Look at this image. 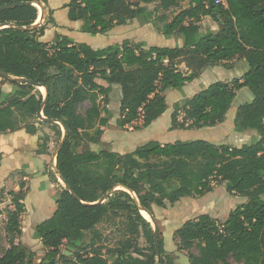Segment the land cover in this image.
Segmentation results:
<instances>
[{
	"label": "trees",
	"instance_id": "1",
	"mask_svg": "<svg viewBox=\"0 0 264 264\" xmlns=\"http://www.w3.org/2000/svg\"><path fill=\"white\" fill-rule=\"evenodd\" d=\"M22 1L31 3L3 7ZM36 1L44 4L48 15L33 27L39 13ZM150 1L71 0L64 8L69 20L83 21L81 31L94 35L136 17L151 23L155 14L161 32L180 37L182 45L148 46L124 39L96 49L60 34L45 42L40 38L49 24H55L48 0H0V25L12 24L0 29V70L43 83L47 89L45 102L44 93L31 84L11 81L10 92L0 90V132L25 129L35 134L37 123H47L55 138H39L37 153L44 154L52 142L58 147L64 136L62 125L49 119L62 122L66 135L56 168L77 195L64 186L57 188L54 212L34 227L46 249L35 262V252L15 242L24 233L28 190L22 180L19 191H10V247L0 264H176L160 230L157 247L154 227L141 207L154 215L153 206L166 208L183 197L205 195L217 183H225L228 192L247 201L224 219L204 213L187 220L175 231L179 248L187 251L191 264H264V0H156L153 11L143 5ZM205 17L214 20L218 30H203L200 22ZM235 58H245L249 70L231 82L211 83L182 104L176 102L171 129L224 122L237 91L248 87L253 99L237 108L234 129L257 131L255 141L232 147L205 139L152 140L126 153L90 148L103 143L116 86L122 93L117 125L139 123L135 128L142 129L168 109V90L182 89L207 67L230 68ZM41 108L48 120L38 118ZM1 159L0 152V165ZM105 221L120 226L122 236L113 245L103 243L98 225Z\"/></svg>",
	"mask_w": 264,
	"mask_h": 264
},
{
	"label": "rangeland",
	"instance_id": "2",
	"mask_svg": "<svg viewBox=\"0 0 264 264\" xmlns=\"http://www.w3.org/2000/svg\"><path fill=\"white\" fill-rule=\"evenodd\" d=\"M59 2H69L71 0H58ZM144 6L148 7L149 10L153 11L157 5L156 0H151L148 3H144ZM39 7V6H38ZM48 13L46 11L45 16L42 19V10L39 8L38 13V19L36 23H41L44 18L46 19ZM66 20L68 21L67 13H66ZM42 19V21H41ZM133 20V19H132ZM131 20V21H132ZM70 21V20H69ZM137 21L139 23L145 24V21L142 17H138ZM133 22H136V19L133 20ZM202 29H212V30H218L219 26L218 24L212 20L210 17H205L200 22ZM149 29L152 31L157 30L161 32L159 29L162 24L156 20V15L152 17V22L148 25ZM147 27H143L145 29ZM146 33L147 30H145ZM71 33L76 34L77 31H71ZM80 32H78L73 38L78 39ZM137 32L133 29H127L126 27H120L109 34H92L90 33L87 38L81 39V42H85L93 46L94 48H103L111 44L120 43L123 39L133 37ZM176 36V35H174ZM136 37L137 34H136ZM143 37H146L145 35ZM154 38V37H153ZM178 39V37L176 36ZM148 39V38H146ZM156 42V44L160 43H167L164 39L162 40H152ZM236 64H242L240 61L243 58H235ZM232 64V63H231ZM241 67V66H240ZM181 68V67H180ZM248 65V69H249ZM183 69V68H181ZM225 72H223L224 76H221V80H224L229 75V68L225 67L223 69ZM234 77H238L235 76ZM195 82L190 83L186 88L182 89H170L166 92L167 96V102L168 105L171 108H173L174 104L177 102V100H180V104H182L187 98L192 97V92L195 90L193 89L195 87ZM0 90H3L4 92H10L12 90V83L8 78H4L3 76H0ZM42 90L41 92L44 93L45 91L41 88H36L35 91ZM45 94V93H44ZM119 93L112 92L111 94V102H110V110L112 111V118L109 122V125L106 127L108 130H115L112 131L113 134L116 136L117 139L113 141V144L118 146V148H123L122 152L126 151H133L138 146L143 145L149 141L152 140H158L160 142L165 141V143L174 142L177 140H195V139H205L209 140L216 144H229L230 146H240L243 144L244 141L250 140L255 141L257 139L256 134L257 131L250 132V136L245 137H238L235 136L232 133V130H228L233 127L234 125V117L232 118V114H236L237 108L248 101H252L253 94L249 90L248 87H244L241 90L237 91V96L235 97L230 113L227 115L228 119L226 123L223 124V127L225 129H221V131L216 130H168L166 128H161L167 122L168 124V118L167 116L164 117L162 120V124L155 128V125L152 127H149L145 129L144 131H135L137 128V124L129 125L128 128L125 129L121 128L117 125V119L120 116V99L118 98ZM88 106L87 103L83 104L80 108V111L83 112L86 107ZM182 114V113H181ZM166 118V119H165ZM166 120V121H165ZM38 127L40 129L47 128L48 132L52 134L51 136L55 138V133L51 126L47 123H37ZM231 125V126H230ZM211 128V127H209ZM221 128V127H220ZM128 136L131 138L129 141ZM252 137H254L253 140ZM8 140L9 136L3 132L0 133V148H5L8 146ZM107 140V137L104 141ZM103 141L102 144H93L90 147L93 150L100 151L104 147H108L109 145ZM111 142V141H109ZM231 142V143H227ZM56 148L55 143L53 142V149ZM117 148V147H116ZM111 149V148H109ZM10 155H8L4 161L3 167L0 169L1 174L6 175V173L11 170L13 167L17 168L19 166H13V165H19L18 161L20 162L19 158L15 157L16 152L15 150H12L11 147ZM19 153V152H18ZM20 154V153H19ZM52 172V170H51ZM19 176L16 178V174H11L12 176L9 178V184L0 187V256L4 253L5 249L10 247L9 237L6 233V225L9 218V212L13 209L12 204V196L10 195V191L15 190L14 188L17 187L15 191L20 190L19 184L22 182V176L20 173H17ZM53 185H51L52 188H60L57 186V184H60L61 186H64V183H62V180L59 179V181L54 178L53 175ZM51 177V178H52ZM56 180V181H55ZM27 185V184H26ZM65 187V186H64ZM216 188V189H215ZM215 188L212 192L206 193L202 196H193V197H183L179 202H177L174 205H168L166 208L153 206V211L155 215V220L152 221L149 216V221H151L153 227H158V229L162 232L165 248L168 252L171 253L173 256L176 264H191L190 260L187 256V251L181 250L177 243V237L175 236V231L181 227L187 220L193 219L196 216H198V213L209 211L211 212V215L217 216L219 219L224 218V214L230 209H235L238 205H240L244 201V197L240 196H234L236 194L230 193L227 190L225 183H217L215 185ZM48 188H44V184L42 187V184H32L31 188V195L28 197V199L25 201L27 206L29 207L28 212L26 211L22 215V228H23V234L19 236L15 242H22L25 245H27L29 248L32 249V251L35 252V258L34 261L38 262L40 261L44 256L46 249L42 243V241L38 238H36V234L34 231V225L35 223L41 222V219L45 217V215H37V207L36 204L40 203L42 194H45L47 192ZM54 193V191H53ZM47 195V193H46ZM52 200L54 204V207L56 208V199L52 196L48 198V195L45 196V200ZM44 200V199H43ZM149 215V214H148ZM119 220V219H118ZM98 228L103 232V243H107L108 245H113L116 243L117 240L120 239L122 236L120 226L114 222H102L98 225ZM143 240V239H142ZM63 250L68 251L66 246H63ZM192 251L194 253L198 252L197 247L192 248ZM70 252V251H69ZM72 256V252L68 254Z\"/></svg>",
	"mask_w": 264,
	"mask_h": 264
},
{
	"label": "crops",
	"instance_id": "3",
	"mask_svg": "<svg viewBox=\"0 0 264 264\" xmlns=\"http://www.w3.org/2000/svg\"><path fill=\"white\" fill-rule=\"evenodd\" d=\"M66 3H68V2H66ZM66 3L65 2H59L58 0H48L49 7L53 11V17L55 19V24H49L48 25L47 29L45 30V34L40 38L42 41L52 42L55 39L56 35H59V34L60 35H66L69 38L74 39L73 36H75L78 32H80L79 33L80 36L77 37L78 39H76V38L74 39L75 42H81V39L87 38V36H89L90 33L81 31L83 21H81V20H78V21H71V20L69 21L68 20L67 21L66 20L65 17H66L67 9L64 8V5ZM137 18L138 17L134 18V19H136V22H133V20H134L133 19L132 21H129L125 25H120V26L114 27L111 31H109L106 34L112 33L113 31H115L116 29H118L120 27H126L127 29L135 30L137 32L136 34L138 37H136V34H135L133 37H129V38H125V39H130V40L135 41V42L144 41L147 43L148 46L158 45V46H164V47L165 46L175 47V46L183 44V40L180 37H178V39L174 35L167 37L162 32H159L157 30L152 31L151 29L148 28V26H146L149 23H145V24L142 23L141 24L137 21ZM44 21H45V18L42 21V23H44ZM143 27H147V28L143 29ZM145 30H147L148 33H146ZM71 31H77V33L76 34L71 33ZM144 35L146 37H143ZM146 38H148V39H146ZM162 39H164L165 42H167V43H160V45H159V44H156V42L152 41V40H158L159 41ZM235 61H236V59H233L232 61H230V63H232V66L229 68V70H230L229 75L224 80H221L220 78H221V76H224L223 72H225V71L223 69L225 68V66H222V65L210 66V67H207L206 69H204L199 77L195 78L191 82H187L183 86V89L186 88L190 83L195 82V84H194L195 87L193 88L195 90L192 92V96H193L195 93L199 92L202 89L207 88L211 83H213L215 81L231 82L234 78H237V77H234V75L241 77L246 71L249 70L248 69L249 64L245 58H243L240 61V63H242V64H236ZM180 67L183 68L184 70L186 69L185 64H181ZM113 92L119 93L120 97H118V98L121 101L122 93H121L120 86H116ZM178 101H180V100H177V102ZM109 105H108V107H110ZM119 107H120V103H119ZM173 110L174 109H172V108L170 110V106H169L168 109L159 118H157L155 121H153L151 125H149L146 128L136 129L132 133H134L136 131H144L145 129L152 127L153 125H155V128H157L158 126H160L162 124V120L164 119L165 116H167V118H168V124H167V122H165V124L163 126H161V128H166L168 130H179V129H171ZM229 113L230 112H228L227 115ZM231 117L235 118L234 114H232ZM227 119H228V116H226V119L224 122L219 123L215 126H206V127H202V128H191V129H182V130H193V129L205 130L206 129V130L221 131V129H225L223 127V124L226 123ZM135 124L138 125L139 123H135ZM128 127H129V125L126 126L125 129ZM209 127H211V128H209ZM228 130H232V133L238 137H242V136H245V137L248 136L249 137L250 132L255 131V130H247L244 132H237L234 129V125L232 128H230ZM112 131H115V130H108L105 128V132L102 136V141H104L107 137V140L104 142L109 145V148H111V150L118 151L121 153L128 152L126 150H125V152L124 151L122 152L123 148H118V146L113 144V141L117 138L113 134ZM3 133H5L9 136V140H8V144H7L8 146H6L5 148H0V152L2 153L0 169L3 167L6 157L8 155H10L11 147H12V150H15V152H16L15 157L16 158L18 157L20 162L18 161L19 165H13V166H19V167H17V168L13 167L11 170H9L6 173V175L1 174V171H0V187H3L5 185L9 184V178L12 176L11 174H16L15 177L17 178L19 176L17 173L19 172L20 175L22 176V179L25 180L26 184H27V190L28 191H27L25 201L31 195L32 184H39V183L42 184V187L44 184V188H48L47 192H46L48 195V198L50 196L55 198L56 189L51 187V185H53V177L52 176L54 175L55 176L54 178H56L57 181H59V179L61 180L59 174L55 171L56 151H57L58 147L53 149V142H52L49 146L48 153H44V154H38L37 153L39 138L41 136H44L45 134H48L50 136L52 134H50V132H48L47 128H44L42 130L39 127H38V130L35 134L28 133L25 131V129H19L16 131H7V132H3ZM256 137H258V134H256ZM130 139L131 138L128 136L127 140L129 141ZM252 139H254V137H252ZM109 141H111V142H109ZM249 141L250 140H246L243 142V144H245ZM162 143H165V141H162ZM227 143H231V142H227ZM242 145H240V146H242ZM90 147H92V146L90 145ZM51 170H52V172H51ZM62 183H63V181H62ZM57 186L60 188L62 187L60 184H57ZM14 189L16 190L17 187H15ZM53 191H54V193H53ZM46 193L42 194L40 203L36 204L37 215H43V214L45 215V217L43 219H41V221L49 218L55 210L54 205H52V204H54L53 201L50 199L47 201L45 200V196H47ZM234 196L235 197L236 196L244 197V201L241 204H243L247 201V197H245V196H241V195H234ZM28 209H29V207L26 204V211L27 212H28ZM230 211L231 210L229 209L224 214V218L230 213ZM204 213H208L211 215V212H209L207 210V211L198 213V216L201 214H204ZM198 216H196V217H198ZM212 216H214V215H212ZM215 217H217V216H215ZM35 224H37V223H35Z\"/></svg>",
	"mask_w": 264,
	"mask_h": 264
},
{
	"label": "water",
	"instance_id": "4",
	"mask_svg": "<svg viewBox=\"0 0 264 264\" xmlns=\"http://www.w3.org/2000/svg\"><path fill=\"white\" fill-rule=\"evenodd\" d=\"M31 2H29V1H22V2H15V3H13V4H7V5H4L3 7L4 8H7V7H12V6H18V5H23V4H30ZM36 3H39V4H41V6H42V8H43V12H44V14H42V19H43V17L45 16V13H46V9H45V6H44V4H42L41 2H38V1H36ZM34 4H35V2H34ZM42 19H41V21H42ZM42 24V22L41 23H34L33 24V27L34 26H39V25H41ZM12 24H2V25H0V29L1 28H3V27H7V26H11ZM0 76H3L4 78H8L10 81H17V82H20V83H27V84H31V85H33V86H35V87H37V88H39L40 86H44L45 87V85L43 84V83H40V82H37V81H35V80H31V79H27V78H25V77H17V76H13V75H10V74H8V73H6V72H4V71H2V70H0ZM45 89H46V87H45ZM46 99H47V89H46V93L44 94V102L46 101ZM37 116H38V118L40 119V120H48V118L44 115V113H43V108H41L38 112H37ZM49 120H51V121H54V122H57V123H59V124H61L62 125V129H63V132H64V136H63V138H62V141L64 140V138H65V135H66V128H65V126L62 124V122H60V121H58V120H53V119H49ZM62 141H61V143L58 145V148H57V151H56V157H57V153H58V149H59V147L61 146V144H62ZM55 171L59 174V176H60V178L63 180V178H62V176H61V174L58 172V170H57V168H56V166H55ZM63 182L65 183V181L63 180ZM64 186L68 189V190H70V192L74 195V196H76L77 197V195L75 194V192L65 183L64 184ZM126 191H128L129 193H131V194H133V192L130 190V189H127V188H124ZM112 192H113V189L112 190H110L102 199H101V201H104V200H106V198L109 196V195H112ZM138 201V200H137ZM138 203H139V201H138ZM142 210H145L148 214H149V216H150V218H151V220L152 221H154L155 220V216L154 215H152L148 210H146L145 208H143V207H141V212H142ZM142 214H143V212H142ZM154 231H155V240H156V244H157V247L159 248V246H158V235H159V229H158V227L156 226V227H154ZM71 252H69V251H66V254H70Z\"/></svg>",
	"mask_w": 264,
	"mask_h": 264
},
{
	"label": "bare ground",
	"instance_id": "5",
	"mask_svg": "<svg viewBox=\"0 0 264 264\" xmlns=\"http://www.w3.org/2000/svg\"><path fill=\"white\" fill-rule=\"evenodd\" d=\"M35 4L37 5V6H39V8L42 10V14H44V12H43V8H42V6H41V4H39V3H36L35 2ZM43 89L45 92L44 93H46V89H45V87L44 86H40L39 87V89ZM42 91V90H41ZM62 180V179H61ZM63 181V180H62ZM64 183V182H63ZM65 184V183H64ZM142 212H143V215L146 217V218H148L149 219V215H148V213L145 211V210H142Z\"/></svg>",
	"mask_w": 264,
	"mask_h": 264
},
{
	"label": "built area",
	"instance_id": "6",
	"mask_svg": "<svg viewBox=\"0 0 264 264\" xmlns=\"http://www.w3.org/2000/svg\"><path fill=\"white\" fill-rule=\"evenodd\" d=\"M216 2H217V3H218V2H222V3L226 4L225 0H216Z\"/></svg>",
	"mask_w": 264,
	"mask_h": 264
}]
</instances>
